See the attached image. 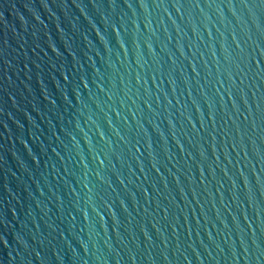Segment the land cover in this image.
Here are the masks:
<instances>
[{"label":"water","instance_id":"95a60500","mask_svg":"<svg viewBox=\"0 0 264 264\" xmlns=\"http://www.w3.org/2000/svg\"><path fill=\"white\" fill-rule=\"evenodd\" d=\"M0 264H264L259 0H0Z\"/></svg>","mask_w":264,"mask_h":264},{"label":"snow or ice","instance_id":"6c2138e0","mask_svg":"<svg viewBox=\"0 0 264 264\" xmlns=\"http://www.w3.org/2000/svg\"><path fill=\"white\" fill-rule=\"evenodd\" d=\"M259 6L260 7L264 6V0H259Z\"/></svg>","mask_w":264,"mask_h":264}]
</instances>
